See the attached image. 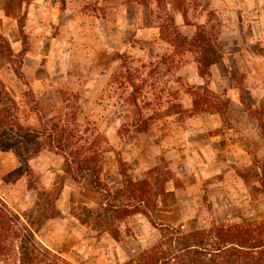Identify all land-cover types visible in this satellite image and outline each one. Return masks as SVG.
Segmentation results:
<instances>
[{"label": "rangeland", "instance_id": "obj_1", "mask_svg": "<svg viewBox=\"0 0 264 264\" xmlns=\"http://www.w3.org/2000/svg\"><path fill=\"white\" fill-rule=\"evenodd\" d=\"M65 1L57 2L61 6ZM135 1L127 4L130 7L125 9L103 8L97 0H81L74 4L73 9L79 13L101 19L103 28L93 20L81 22L78 34L83 35V43L76 42L72 47L71 72L60 69L65 62L63 52L70 45L58 46L56 52H59L52 54V60L45 58L46 52L42 53L41 66L54 79L58 78L54 83L26 81L25 94L17 95L13 89L10 90L12 93L9 92L4 80L0 81L14 99L13 103L7 100L8 95L1 92V84L0 102L2 106H8L9 116L14 118H7L0 106V196L11 207L25 212L35 208L37 203L46 204V195H41L43 191H60L55 202L58 217L37 224L35 233L44 246L73 264H125L144 248L156 243L160 232L141 215L131 217L122 225L119 240L101 229L83 226L74 214L84 207L97 208L101 201L91 182H75L66 176L64 161L54 152L44 150L31 157V149L36 148L38 140L34 136L19 137L15 125L39 130L50 120L63 116L67 111L64 93L80 96V120H96L110 140L113 153L108 155L102 180L112 191L121 186L122 178L116 163L117 156L121 157L127 163L131 177L135 181L147 179L153 193L158 195L153 218L159 224L191 232L240 224L243 220H264V186L261 184L264 151L250 152L251 171L245 172V168L239 167L234 172L232 162L218 156L220 152L216 147L205 152L202 145L197 146L203 135H198L195 128L206 122L207 113L225 111L231 94L222 90L221 85L216 88L212 81H207L213 75L211 69L204 76V82L198 83L196 52L189 42L181 48L176 37H170L174 29L190 39L203 35L205 44H210L218 53L222 51L224 59L225 52H232L234 45L228 34L231 14L227 12L231 5L217 8L210 4V0H149L145 4L143 0ZM13 11L16 15L23 14L24 3L21 8L15 5ZM52 15H55L53 11L49 17ZM36 17L38 15L26 23V31L32 30L35 35L39 30L34 22ZM92 24L98 26L99 39H93ZM43 31H48L47 35L59 34L54 27ZM166 31L169 38H163ZM66 38L69 40V36L65 35L63 39ZM102 39L106 47L103 50L97 48L99 52L94 53V46L102 47ZM92 40L97 42L92 44ZM123 55L141 59L151 66H158L162 59L171 56L173 64L169 66L170 75H166L164 68H151L153 77L146 74L145 78L148 81L149 77L148 82L152 84L142 85L136 93L144 113L153 115L150 131L140 134L133 128L120 138L117 132L121 119L125 116L127 122L130 116L126 104L119 102L124 89L119 91L115 86L109 93H104L119 57ZM19 56L17 53L16 57ZM51 61L54 66L50 65ZM52 67L54 73L50 72ZM141 72L147 73L148 69ZM225 75L235 79V85L240 82L241 86L243 76L231 71ZM63 77L69 83L63 81ZM51 91L52 96L41 99ZM69 104L68 111L76 112V101L71 100ZM251 108L252 114H262L264 120V114L260 112L262 108ZM181 133H187V152L179 147L181 144L177 145L176 136ZM204 152L207 157L202 155Z\"/></svg>", "mask_w": 264, "mask_h": 264}, {"label": "trees", "instance_id": "obj_2", "mask_svg": "<svg viewBox=\"0 0 264 264\" xmlns=\"http://www.w3.org/2000/svg\"><path fill=\"white\" fill-rule=\"evenodd\" d=\"M30 2L31 0H27L28 4ZM135 2L137 1L124 0L125 5ZM143 2L145 4L149 0H143ZM19 22L22 23V20ZM171 24H174V21L171 20ZM22 28L21 25L20 30L25 38ZM167 31L163 32V38L164 36L169 38V31L168 33ZM172 32L170 37L173 36L174 39L176 37L175 40L181 43V48L189 42V46L196 52L201 78H204L211 66L223 60V52L218 53L210 44L207 46L203 35H195L190 39L177 29ZM0 56L5 62L13 65L16 77L24 82L21 71L22 60L14 59L9 43L1 36ZM159 64L151 66L129 55L119 57L118 66L104 94L109 93L115 86L119 91L124 89V95L119 97V102L126 104L130 116L127 122L124 121L125 116L121 119L122 123L117 132L120 138L128 135L133 128H136L140 134L150 131L153 115L144 113L136 93L138 94L142 85L152 84L148 82L149 77L148 81L145 78L146 74L153 77L150 70L164 68L166 75L171 74L169 70V66L173 64L171 56L162 59ZM146 69H148L147 73L141 72ZM1 87V92L8 95L7 100L13 103L14 99L5 91L4 86L1 85ZM64 95L66 97L63 98V102L67 111L63 116L50 120L39 130L24 129L20 125H15L17 134L21 138L34 136L38 140L36 148L31 149V157L39 155L44 150L54 152L63 159V171L66 176L75 182L89 180L94 191L100 194L101 201L97 208L84 207L74 214L83 226L95 230L101 229L119 240L122 235V225H125L131 217L141 215L160 232V238L156 243L144 248L125 264H264V220H243L240 224L213 226L210 229L191 232H183L172 226L159 224L153 218L158 195L153 193L147 179L135 181L128 171L127 163L119 156L116 163L122 184L114 191L110 190L101 178L107 166L108 155L113 153L110 140L100 130L96 120L89 118H86L85 122L80 120L81 107L78 94L64 93ZM71 100L76 101L77 110L72 113L68 111ZM0 106L7 114V118H14L13 115L9 116L8 106H2L1 102ZM227 106L228 103L225 110ZM247 108L251 117L257 121L264 137L262 114H252V108ZM260 112L264 114V108L260 109ZM261 184L264 186V170ZM41 195H46V204L37 203L35 208L25 212L11 207L0 196V264H73L44 246L36 236L37 224L55 219L59 215L55 202L60 196V191L56 189L49 192L43 191Z\"/></svg>", "mask_w": 264, "mask_h": 264}, {"label": "crops", "instance_id": "obj_3", "mask_svg": "<svg viewBox=\"0 0 264 264\" xmlns=\"http://www.w3.org/2000/svg\"><path fill=\"white\" fill-rule=\"evenodd\" d=\"M57 1L31 0L28 4L27 0H0V36L9 43L14 59H21L23 62L21 71L24 75V82L16 77L13 65L5 62L0 56V81L4 80L3 82L9 87V92L13 89L17 95L25 94L24 87H28L26 81L38 84L45 81L51 83L57 81L58 78L54 79L53 75L48 74L46 68L41 65L44 59L42 53L46 52L45 58L52 60V54L55 55L59 52H56L58 46H71L63 52L65 62L64 66L62 65L60 68L71 72L70 56L74 52L72 47L76 46V42H79L80 45L83 43V35L81 37V34H78L82 28L81 22L93 20L94 24L99 23L100 28H103L101 19L89 17L73 9L74 4H78L81 0H66L65 4L61 6ZM97 1L103 8L125 9L130 7L126 6L123 0ZM22 3H24L23 14L16 15L13 7L18 5L21 8ZM210 4L218 6L217 8H223L225 4L231 5L227 13L231 14V24L229 25L231 29L228 30V34L234 44L233 49L232 52H225L222 62L210 67L213 75L207 79V81H212L211 84H214L216 88H220L221 85V89L227 90L231 94V98L224 114L205 112L207 113L206 122L196 127L197 129L195 128L198 135H203L197 146L202 145L206 149L205 152L216 147L220 152L218 156L226 157L229 162H232L231 169L234 172L239 167L245 168V172H248L253 167L250 152L264 151L263 135L257 121L251 117L247 108L252 106L264 108V0H210ZM52 11L55 15L49 17ZM36 15H38L37 21L34 22L39 30L35 35L32 30L28 31L27 29L26 31V23H30ZM21 20L22 23L19 22ZM51 24L52 26H50ZM21 25L25 38L20 30ZM49 27H54L59 34L47 35L48 31L43 30L50 29ZM91 28L93 39H99L98 26L93 25ZM65 35L69 36V40L63 39ZM101 41L102 47L94 46V53L99 52L97 48L103 50L106 47L103 39ZM74 42L75 44H72ZM91 42L94 44L97 41L92 40ZM17 53L20 58L16 57ZM50 65L54 66L52 61ZM229 71L243 76L241 86L240 82L235 85L236 80L229 75L224 76V73ZM50 72L54 73L55 71L53 69ZM63 81L69 83L68 79H64V77ZM197 82H204V78L197 76ZM4 89L8 93L5 86ZM51 93L52 91L41 96V99L52 96ZM8 94L10 95V93ZM186 136L187 133L176 136L177 145L181 144L179 147L183 152H187L188 147ZM189 147L191 148V145ZM205 152L202 155L207 157Z\"/></svg>", "mask_w": 264, "mask_h": 264}]
</instances>
